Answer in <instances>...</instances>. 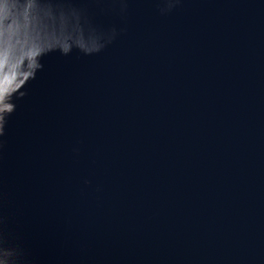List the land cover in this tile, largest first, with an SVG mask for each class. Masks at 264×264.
<instances>
[{
	"label": "water",
	"instance_id": "95a60500",
	"mask_svg": "<svg viewBox=\"0 0 264 264\" xmlns=\"http://www.w3.org/2000/svg\"><path fill=\"white\" fill-rule=\"evenodd\" d=\"M0 264H264V0H0Z\"/></svg>",
	"mask_w": 264,
	"mask_h": 264
}]
</instances>
